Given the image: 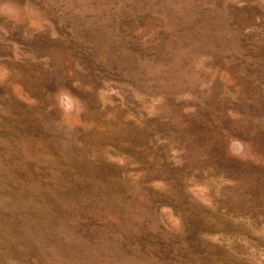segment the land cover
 Wrapping results in <instances>:
<instances>
[{"label":"rangeland","instance_id":"374dc122","mask_svg":"<svg viewBox=\"0 0 264 264\" xmlns=\"http://www.w3.org/2000/svg\"><path fill=\"white\" fill-rule=\"evenodd\" d=\"M0 264H264V0H0Z\"/></svg>","mask_w":264,"mask_h":264}]
</instances>
